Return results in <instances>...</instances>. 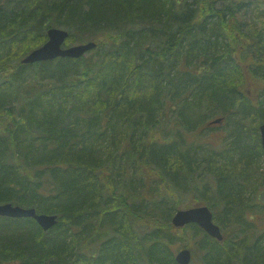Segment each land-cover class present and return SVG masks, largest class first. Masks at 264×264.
<instances>
[{
    "label": "trees",
    "instance_id": "obj_1",
    "mask_svg": "<svg viewBox=\"0 0 264 264\" xmlns=\"http://www.w3.org/2000/svg\"><path fill=\"white\" fill-rule=\"evenodd\" d=\"M49 27L96 46L23 63ZM262 123L264 0H0V204L59 219L0 216V264H264Z\"/></svg>",
    "mask_w": 264,
    "mask_h": 264
},
{
    "label": "water",
    "instance_id": "obj_2",
    "mask_svg": "<svg viewBox=\"0 0 264 264\" xmlns=\"http://www.w3.org/2000/svg\"><path fill=\"white\" fill-rule=\"evenodd\" d=\"M48 39L39 47L30 51L23 57V63H35L44 60H52L58 57L79 58L96 46V43H86L65 46L69 37V31L61 27H49L47 30ZM221 118H216L212 123H220ZM261 144L264 150V123L260 125ZM0 216L12 218L30 217L37 221L44 231H48L58 223L56 214L39 213L34 207H23L11 202L0 204ZM190 223H196L203 228L211 237L222 241L224 233L219 224L214 221L213 212L208 205H198L189 208L178 209L172 217V224L176 227H183ZM179 264H190L192 261V250L183 247L175 254Z\"/></svg>",
    "mask_w": 264,
    "mask_h": 264
},
{
    "label": "rangeland",
    "instance_id": "obj_3",
    "mask_svg": "<svg viewBox=\"0 0 264 264\" xmlns=\"http://www.w3.org/2000/svg\"><path fill=\"white\" fill-rule=\"evenodd\" d=\"M250 13V12H249ZM66 43V42H65ZM75 44V43H74ZM74 44H71L69 43L68 46H71V45H74ZM65 45V44H64ZM217 124V123H215ZM205 133H207L208 136H210V138L212 140H215L217 138H220L222 137V135L224 134L222 132V129L221 128H216L215 130H210V129H205ZM259 143L261 144V138H260V133H259ZM262 146V144H261ZM263 149V148H262ZM264 152V151H263ZM259 166L257 167V173L259 174L258 175V178H257V181L259 182L260 184V193L261 195H264V184H262V179L264 177V158H262V160H260L259 162ZM256 177V176H255ZM179 200H180V208H189V207H193V206H198V205H203L205 204L204 202L202 201H198L196 199V197L193 195V194H188V195H184L182 197H179ZM212 210V209H211ZM213 211V210H212ZM172 222V221H171ZM186 226V225H185ZM183 226V227H185ZM183 227H176L175 228H178V232L182 235L183 232L182 230H180L181 228ZM183 243H188L189 245H193L194 244V241L191 242V244L187 241V240H182L181 242V245ZM185 247V246H182V248ZM181 249V248H180Z\"/></svg>",
    "mask_w": 264,
    "mask_h": 264
},
{
    "label": "bare ground",
    "instance_id": "obj_4",
    "mask_svg": "<svg viewBox=\"0 0 264 264\" xmlns=\"http://www.w3.org/2000/svg\"><path fill=\"white\" fill-rule=\"evenodd\" d=\"M13 204H15V203H13ZM15 205H19V204H15ZM218 224V223H217ZM192 258H194V253L192 252Z\"/></svg>",
    "mask_w": 264,
    "mask_h": 264
}]
</instances>
